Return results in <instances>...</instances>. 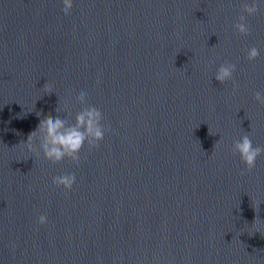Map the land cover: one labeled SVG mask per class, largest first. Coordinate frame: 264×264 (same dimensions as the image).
I'll return each instance as SVG.
<instances>
[{"label":"water","instance_id":"1","mask_svg":"<svg viewBox=\"0 0 264 264\" xmlns=\"http://www.w3.org/2000/svg\"><path fill=\"white\" fill-rule=\"evenodd\" d=\"M72 7L0 0V264H264V156L248 172L232 153L245 134L264 146V6L247 36L242 0ZM224 62L235 93L214 77ZM80 91L104 141L79 167L28 160L19 144L59 102L74 123ZM72 172L70 192L52 183Z\"/></svg>","mask_w":264,"mask_h":264},{"label":"clouds","instance_id":"2","mask_svg":"<svg viewBox=\"0 0 264 264\" xmlns=\"http://www.w3.org/2000/svg\"><path fill=\"white\" fill-rule=\"evenodd\" d=\"M72 4L73 0H61L60 15L63 18L68 19L72 14ZM261 6H264V0H242V14L234 25V29L239 34L244 36L250 34L247 18L258 14ZM246 53V58L250 62L255 61L260 56V49L252 46L246 50ZM236 70L237 66L235 63L224 62L219 65L214 77L221 84L232 82V90L235 93L239 89V85L234 79ZM39 94L41 98V96L47 97L53 92L46 84ZM255 101L260 105H264V92L257 91L255 93ZM76 102L81 105V110L75 114L74 123L72 122L71 105L67 102L62 104L59 102V106L55 109L57 115L54 118H45L40 121L36 125L35 130L29 133L26 142L19 144L26 153L28 160L31 159L36 162L42 157L49 162L58 164L65 159H70L79 167L80 154L85 146L87 145L90 150L100 146L105 139L106 133L111 131L110 127L104 125L102 111L95 106L89 105L86 91H80L76 97ZM37 119H39V116H37ZM232 153L233 155H238L246 170L251 172L256 167L258 159L264 156V146H255L251 136L245 134L233 142ZM76 182L77 176L74 172L57 175L52 180L54 185L62 187L68 192L73 189ZM38 222L41 225H46L48 216L40 215ZM255 225H257L256 220L253 226ZM257 229V232H260L259 228Z\"/></svg>","mask_w":264,"mask_h":264}]
</instances>
